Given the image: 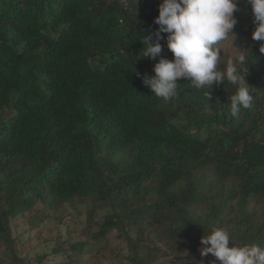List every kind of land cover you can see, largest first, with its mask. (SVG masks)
I'll return each mask as SVG.
<instances>
[{"label": "trees", "instance_id": "16d2710c", "mask_svg": "<svg viewBox=\"0 0 264 264\" xmlns=\"http://www.w3.org/2000/svg\"><path fill=\"white\" fill-rule=\"evenodd\" d=\"M159 3L0 0V246L11 262L31 264L12 219L86 198L96 228L65 252L99 249L112 230L127 264L161 252L212 264L198 252L214 228L264 246V53L251 5L237 0L233 32L247 40L254 104L233 118L227 82L208 98L181 79L169 101L143 83L156 61L140 56L142 39L157 42ZM166 35L161 55L172 59ZM97 205L106 211L94 221Z\"/></svg>", "mask_w": 264, "mask_h": 264}, {"label": "clouds", "instance_id": "9594fccd", "mask_svg": "<svg viewBox=\"0 0 264 264\" xmlns=\"http://www.w3.org/2000/svg\"><path fill=\"white\" fill-rule=\"evenodd\" d=\"M251 5L253 24L251 35L259 42V51L264 53V0H245ZM239 11L237 0H160L158 15L154 23L158 25L157 42L144 36L141 57L156 61L153 65L154 75L143 76V83L153 94L164 101L177 98V83L184 79L200 90H210L214 85L225 82L234 86L235 91L229 97L230 114L238 118L241 108L251 109L254 96L246 81L249 56L248 49L237 48L234 56L221 68L222 41L232 37L237 24L234 15ZM166 35L167 48L173 58L161 55L163 48L158 42L161 34ZM158 58V59H157ZM232 242L229 246V242ZM200 255L211 254L215 257L212 264H264V246L260 244H243L234 241L229 231L214 228L204 234L200 241Z\"/></svg>", "mask_w": 264, "mask_h": 264}, {"label": "rangeland", "instance_id": "374dc122", "mask_svg": "<svg viewBox=\"0 0 264 264\" xmlns=\"http://www.w3.org/2000/svg\"><path fill=\"white\" fill-rule=\"evenodd\" d=\"M233 33V43L232 37H229L219 45L222 48L221 62L224 66L228 59L236 54L235 47L247 48L246 38L238 33ZM93 203H95L93 200L86 198L72 203H64L60 207L53 206V208L39 211L31 210L26 215L12 219V236L16 241L17 254L25 257L31 264L35 263L43 254L46 255L40 264H127V262H122L121 258V254L127 253L126 244L116 237L115 230L105 236L101 243L103 247L99 249H95V247L90 249L87 246L85 251L79 255L74 251H63L68 250V243L85 240L89 236V232L95 230V224H89L87 221L88 210L93 206ZM40 207L41 204H38L36 208ZM105 211L99 207L93 220H99ZM52 248H60L61 251L55 253ZM114 252L120 253V256ZM198 253L200 255V248ZM0 254L3 255V245L0 246ZM181 256L161 252L153 264H199L195 259ZM200 257L206 258L208 261L215 258L211 254L203 257L200 255ZM0 264L16 263L11 262L8 255H3Z\"/></svg>", "mask_w": 264, "mask_h": 264}]
</instances>
